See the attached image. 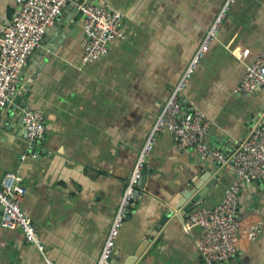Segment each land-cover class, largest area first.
<instances>
[{
    "label": "crops",
    "instance_id": "1",
    "mask_svg": "<svg viewBox=\"0 0 264 264\" xmlns=\"http://www.w3.org/2000/svg\"><path fill=\"white\" fill-rule=\"evenodd\" d=\"M81 1L66 5L62 30L48 28L19 74L20 86L34 77L24 107L44 113L43 143L33 152L20 104L11 110L10 102L0 118V182L7 173L16 175L22 207L37 226L45 255L58 264L98 263L139 152L225 2L90 0L123 14L122 36L110 43L106 57L84 63ZM19 7L17 0H0V23H10ZM262 53L264 0H236L184 92L185 101L213 120L206 141L230 162L250 127L264 121V87L250 94L238 90ZM215 161L181 149L171 129L158 132L116 240L114 264L134 255L148 235L136 264H206L198 250L202 229H187L184 205L165 214L210 168L218 183L199 205L221 202L235 173ZM239 203L238 251L227 264H264V183L244 184ZM253 225L262 231L251 239ZM0 264L47 263L20 229L0 224Z\"/></svg>",
    "mask_w": 264,
    "mask_h": 264
},
{
    "label": "built area",
    "instance_id": "2",
    "mask_svg": "<svg viewBox=\"0 0 264 264\" xmlns=\"http://www.w3.org/2000/svg\"><path fill=\"white\" fill-rule=\"evenodd\" d=\"M71 1L17 0L20 7L12 21L0 23V118L4 107L18 91L19 74L31 53L41 46L48 28ZM235 2L225 0L223 3L142 146L97 264H114L112 256L116 240L137 195L143 173L148 169L156 136L164 127L173 131L181 149H194L201 158L214 157L221 164H230L234 171L235 179L225 190L221 202L211 207L197 204L186 218V227L189 230L193 226L202 229L198 250L206 264H227L236 255L241 188L256 179L264 183V124L250 127L249 135L237 145L234 159L230 162L221 148L206 141L213 120L192 102L184 100L189 80L211 43L217 39ZM77 8L82 13L85 33L83 62L106 57L110 43L122 36L123 14L90 0L78 3ZM258 87H264V53L248 66L238 90L250 94ZM21 114L30 147L34 149L43 143L46 136L44 113L39 109L23 107ZM16 180L14 173H7L0 182V224L5 228L20 229L25 239L43 254L47 264H58L45 255L37 226L22 207ZM261 231V225H253L249 229V237L254 239Z\"/></svg>",
    "mask_w": 264,
    "mask_h": 264
},
{
    "label": "water",
    "instance_id": "3",
    "mask_svg": "<svg viewBox=\"0 0 264 264\" xmlns=\"http://www.w3.org/2000/svg\"><path fill=\"white\" fill-rule=\"evenodd\" d=\"M73 1H76V0H73ZM71 2H69L68 4H70ZM65 15H66V12H65V10H63L62 13L57 17V19L53 23L54 27L59 32L62 30V28L65 25ZM79 15L82 16V13L79 12ZM43 43H44V40H42V42H41V47H42ZM28 64H29V62H27L26 66H28ZM36 72H38V71H36ZM33 78L34 77H31V79H29L28 83H26L22 86H20V83H18V91L11 98V104H12V105H10L11 110H14L16 108V106L19 104L22 107L25 106L26 103H25V100L23 97H27V95L29 94L28 92H26V90H27V88L30 87ZM21 116H22V114H21ZM262 124H264V121L262 122ZM37 148H38V146H35V148L33 149V152H35ZM215 162H216L217 167H220V165H222L218 161H215ZM146 171L147 170L144 171L143 175H145L147 173ZM214 173L215 172H214L213 168H210L207 171H204V173L200 176L202 178L203 182L201 184H199V182H201V180L199 182H196L194 185V188H192L189 192L182 195V197H180L181 199L178 201V203L172 204L171 208L166 211L165 218H166V216L167 217L171 216L174 210H178L183 205H184L183 209L185 210V214L187 213L185 218H187L190 211H192L195 208L196 204H200L202 201H204V199L208 195L209 191L212 190L215 187V185L218 183L217 179L219 178V174L212 177ZM209 177H212V178L208 181ZM142 183H143V178L140 180L139 186L143 185ZM252 183L253 184H255V183L260 184V183H263V181L260 179H256V180H253ZM1 210L2 209L0 207V211ZM164 219H162L161 222H163ZM151 239H152V237L150 235H148L146 237V240L137 249L135 254L128 256L124 263H119V264H136V261L142 255L144 250L147 248Z\"/></svg>",
    "mask_w": 264,
    "mask_h": 264
}]
</instances>
